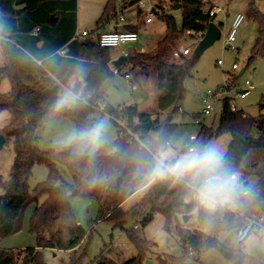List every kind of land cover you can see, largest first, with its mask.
<instances>
[{
  "label": "trees",
  "instance_id": "16d2710c",
  "mask_svg": "<svg viewBox=\"0 0 264 264\" xmlns=\"http://www.w3.org/2000/svg\"><path fill=\"white\" fill-rule=\"evenodd\" d=\"M117 1L106 0L95 28L90 31L91 35L104 31L137 32V25L126 21L124 14L125 11L135 10L134 18L141 17L143 12L138 6L141 0ZM174 2L180 4V21L177 22L172 13L157 5L159 10L155 15L165 25L164 35L153 50L132 52L125 63L131 65V70H143L149 64L155 68L153 90L157 112L147 113L135 104L124 105V109L118 112L117 108L121 106L113 108L105 103L103 87L114 76L108 66L113 54L110 48L99 46L91 37L71 41L77 28L76 0H0V82L6 79L10 84L8 93L0 98V112L8 111L13 118L0 133L12 141L14 150L10 178L5 182L0 180V237L19 232L26 209L33 206L28 227L36 238L33 247L18 252L0 250V264H46L41 257V249L71 251L78 247L86 232L77 224L79 222L70 205L72 197L96 201L97 221L121 229L128 224H133L136 229L138 222L146 226L155 213H160L165 220L164 229L170 232L171 222L176 220V215L192 216L195 212L193 205L184 201L181 187L167 183L153 185L137 203L128 209L122 208V203L134 192L135 185L129 180L128 166L118 153L110 149L131 150L138 147L135 143H129L126 136L119 138L117 135L94 157L75 158L68 148L43 153L36 148L37 130L51 119L68 116L79 130L95 125V120L90 119L94 112L120 115L128 122L136 118L139 125L135 129L148 135L153 130L155 135L152 137L169 139L176 127L170 123L171 115L183 113L178 105L184 98L183 83L190 76L191 64L190 59L175 62L171 53L177 47L176 42L187 31H204L216 17L204 11L207 0ZM250 11L257 34L247 64L264 57V13L252 4ZM50 16L55 18L53 25ZM111 24L110 28H106ZM218 25L221 27V24ZM63 47L65 54L59 55L57 51ZM71 47L73 50L69 52ZM143 75L144 78L148 77L147 73ZM232 79L235 82L237 75ZM71 80L76 81L80 101L73 108L53 113L60 88ZM217 88H206L203 96L209 89L217 92ZM226 89L230 90L231 84ZM230 104L229 97L220 99L217 120L201 122L196 139L191 144H207L211 139L228 133L230 141L225 159L239 174L240 185L245 181L248 184L249 179L256 180L249 189L252 194L250 202L242 210L264 213V113L256 118H244L241 111H232ZM258 107L260 111L264 110V103L259 102ZM160 114L170 119L167 121L165 118L161 123ZM199 116L200 112L194 117ZM149 123L150 128L146 129L144 126ZM59 163L71 174V184L62 180L56 168ZM36 164L45 165L48 176L46 181L30 192L27 181ZM106 175L111 179L95 185L91 183L93 178ZM246 186L241 185L244 189H247ZM196 214L197 227H180L179 223L174 227L183 252L187 254L188 248H191L198 255L214 248L230 264H246L244 254L239 249L227 247L215 237L219 230L237 231L243 219L229 213L219 217L214 227L208 228L204 213ZM127 237L136 249L135 257L123 263L105 257L94 264H142L146 253L155 243L140 238L134 230L127 231Z\"/></svg>",
  "mask_w": 264,
  "mask_h": 264
},
{
  "label": "rangeland",
  "instance_id": "374dc122",
  "mask_svg": "<svg viewBox=\"0 0 264 264\" xmlns=\"http://www.w3.org/2000/svg\"><path fill=\"white\" fill-rule=\"evenodd\" d=\"M174 1L176 0H143V6L141 7L143 15L139 18H134L135 10H131V12L125 11L124 16L126 21L136 24L138 30L145 28L146 32L140 34L137 43L122 45L121 48L132 53L138 51L142 43L148 39L157 41V39L161 38L165 32V25L155 15L159 10L157 5L172 13L177 22H179L181 16L178 10H173V6L177 4ZM105 2L106 0H76V25L78 32H90L95 28L96 21L101 15ZM213 3L220 10L213 20L215 24H221L220 38L197 58L193 56V52L199 39L196 42L197 44H193L195 38L184 34L176 42V46L188 47L191 51L188 57L174 60L177 63H181L185 59L191 60L189 66L190 76L183 83L185 89L184 98L178 105L183 113L172 114L170 119V123L175 124L176 127L168 140L181 150L183 146L190 143L189 136L192 134L197 135L198 133L199 125L194 123V116L204 106L202 101L203 93L208 87L223 86L228 80V82H231V88H233L225 96L230 98L232 105L238 109H243L248 113L250 118H256L259 114L264 113V110L260 111L258 107L259 102L264 103V57L258 58L252 64H247V59L250 56L257 34V27L251 15L250 5L252 4L253 7L264 13V0H210L207 2L206 7ZM237 13L243 14L244 19L236 30V41L233 43V50L231 48L222 49L224 36L230 27L232 18ZM148 14H151L152 22L144 25V16ZM72 50L73 47H71L69 52H72ZM111 52L115 56L118 50L114 51L111 49ZM217 60H222L223 65H217ZM233 63L237 65L235 71L231 69ZM130 68V64L123 65L120 73L114 74L113 78L105 83L103 87L105 103L113 108L135 104L141 111L147 113L157 112L153 90L155 79L154 66L149 64L143 70H131ZM242 70L243 72L240 73ZM127 72L130 75V79L128 80L123 76ZM143 73H147L148 77L144 78ZM235 75H237V80L233 82L232 78ZM245 81H248L253 86V89L249 91V94L244 99H239L236 97V94L239 90L245 89ZM132 85L136 86L134 91H131ZM9 88V82L3 79L0 82V98L8 93L7 90ZM62 91L63 87L59 90V96ZM218 114L219 106L217 104L214 113L206 120V123L211 122L213 119L216 121ZM165 118V115L160 114L159 119L161 123L165 121ZM90 119L95 120L96 123L103 122L108 144L116 139L117 127L108 115L94 112L90 115ZM12 120L13 118L8 111H1L0 130L8 127ZM73 130H76L75 125L68 116L51 119L37 130V150L43 153L52 149H58L57 141L66 138ZM150 134L155 135L153 130L150 131ZM229 141L230 135L224 133L218 138L211 139L208 143L219 145L225 153ZM13 158L12 141L4 138V142L0 147V180L2 182L8 181L10 178ZM56 168L62 180L65 183L71 184L72 176L66 167L59 163L56 165ZM47 176L48 169L45 165H34L27 181L29 191L32 192L38 184L46 181ZM255 182V179H249L246 188L249 190ZM142 195L143 193L139 195L132 194L122 203V208L128 209L137 203ZM70 205L77 222H79L82 229L86 232V235L80 245L71 251L41 249V257L46 264H94L97 260L105 257L117 263H123L135 257L137 253L133 243L127 237V231L131 230H134L140 238L155 243L146 253L142 264L145 261H148V264H180L181 262L185 264H230L214 248L206 249L198 255L194 254L198 256V260L183 252L174 227L177 223L180 224V227H197L196 212L185 223L182 222L181 215H176V220L173 219L171 222L170 232H167L164 229V217L160 213H155L152 221L146 226H141L138 222L136 229H134L133 224H128L121 229L113 228L106 222L97 221L98 204L94 200L72 197ZM32 207L29 206L26 209L19 232L7 237H0V250H14L18 252L17 250L21 251L27 247L36 245V238L29 232L28 227ZM249 214L257 216L260 213L257 210H252ZM201 230L209 232L208 229L201 228ZM215 237L221 244L239 249L244 254V263L264 264V233L251 234L243 242H238L236 230H219L215 233Z\"/></svg>",
  "mask_w": 264,
  "mask_h": 264
},
{
  "label": "clouds",
  "instance_id": "9594fccd",
  "mask_svg": "<svg viewBox=\"0 0 264 264\" xmlns=\"http://www.w3.org/2000/svg\"><path fill=\"white\" fill-rule=\"evenodd\" d=\"M81 97L75 80L63 88L53 105V113L72 107ZM103 122L73 130L57 141L58 149L68 148L75 158L94 157L107 147ZM118 153L129 168V180L135 185L133 195L146 192L153 185L167 183L180 186L186 203L194 211L203 212L207 227L212 228L219 217L239 213L250 202L252 194L241 187L239 174L225 159L221 147L214 143H193L182 150L163 136L153 137L135 149H110ZM111 177H95L93 185Z\"/></svg>",
  "mask_w": 264,
  "mask_h": 264
},
{
  "label": "built area",
  "instance_id": "2783aa9c",
  "mask_svg": "<svg viewBox=\"0 0 264 264\" xmlns=\"http://www.w3.org/2000/svg\"><path fill=\"white\" fill-rule=\"evenodd\" d=\"M210 1V0H207ZM119 3V0L117 1ZM138 6L141 8L143 6V0H141L138 3ZM204 11L208 12L209 16H216V14L220 11L219 8L213 3L207 7H205ZM143 12V11H142ZM244 19L243 14L237 13L234 15V17L231 20L230 27L224 36V40L222 42V49H228L231 48L233 50V43L236 41V30L237 28L241 25L242 21ZM122 20V18H120ZM143 22L145 24H148L151 22V14L145 15ZM206 30V29H205ZM204 31H187L185 34L186 36H192L195 38L193 44H197V40L199 41L202 39L204 36ZM37 31V29L35 30ZM83 37H91L94 41H96L99 46L105 47V48H110L114 51L118 50V53L112 57L110 60L108 66L109 69L113 74H118L119 68L114 67L111 62L114 60H117L119 57L124 56L126 59L128 58L130 52L127 51L126 49L121 48L122 45H128V44H134L138 41V33L137 32H132V31H104L101 32L98 35H91L90 32L84 31V32H78L76 30L73 38L71 41H77L78 39H81ZM59 55H64L65 54V47L59 49L57 51ZM191 51L188 47H183V46H177L175 49H173L171 53V58L173 60H180L183 57H188L190 55ZM217 65H223L222 60H217ZM125 65V64H124ZM232 71H235L237 69L236 63H233L231 65ZM125 79H130V75L128 73L123 74ZM231 82H226L225 85L223 86H218L217 92H214L213 90L209 89L207 90L205 96H203V103L204 106L202 110L200 111V116L194 118V123L196 125H200L201 122L205 123L206 120L212 116L214 113L217 104L219 103L220 99L223 97H226L230 90H227L226 87L230 85ZM245 89H241L237 92L236 97L239 99H244L248 94L251 89H253V86L248 82L245 81ZM64 88V87H63ZM136 89L135 85L131 86V91H134ZM217 95V96H216ZM133 105V104H130ZM124 105L121 107H118L117 110L118 112H121L124 109ZM230 109L232 111H241L242 117L248 118L249 115L247 112H245L243 109H238L236 106L230 104ZM109 118L112 120V122L115 124L117 127V135L119 138H123L126 136L127 141L129 143H135L138 146L147 140L152 139L153 137L148 134H144L141 130L135 129L137 125H139V120L138 119H133L131 122L127 121V118L123 116H109ZM153 117H151L152 119ZM196 139V135L192 134L189 136L190 145L194 140ZM243 183L241 182V185ZM243 186V185H242ZM237 217H240L243 219V224L237 229L236 231V237L238 242H243L245 239L249 237L251 234H259V233H264V213H260L257 216L250 215L249 213L245 212L244 210H241L239 213H233ZM79 224V223H77ZM187 255L190 257H195V260H198V257L194 255L193 251L191 248H188L187 250ZM185 264V263H181Z\"/></svg>",
  "mask_w": 264,
  "mask_h": 264
},
{
  "label": "water",
  "instance_id": "95a60500",
  "mask_svg": "<svg viewBox=\"0 0 264 264\" xmlns=\"http://www.w3.org/2000/svg\"><path fill=\"white\" fill-rule=\"evenodd\" d=\"M179 8H180V4H175L173 6V10H179ZM50 20H51L52 25H53L54 22H55V18L53 16H50ZM220 35H221V30H220L219 25L215 24L214 22L209 23V25L207 26V28L205 30L204 36L198 42L196 48L194 49L193 56L195 58L199 57L206 49H208L210 46H212V44L220 38ZM126 61H127V59L124 56H121L117 60L112 61L111 64L114 67L119 68L122 65H124L126 63ZM242 72H243V70L240 73H242ZM74 106L75 105H73L70 108H73ZM169 119L170 118L168 117L167 121ZM144 127L146 129H149L150 128V123L146 124ZM3 142H4V136L2 134H0V147L2 146ZM242 185L246 186L247 182L246 181L243 182ZM190 218H191V215L182 216V222L185 223ZM144 264H148V261H145Z\"/></svg>",
  "mask_w": 264,
  "mask_h": 264
},
{
  "label": "crops",
  "instance_id": "0c3cea01",
  "mask_svg": "<svg viewBox=\"0 0 264 264\" xmlns=\"http://www.w3.org/2000/svg\"><path fill=\"white\" fill-rule=\"evenodd\" d=\"M105 5V4H104ZM128 12H131V10H128ZM152 22V21H151ZM150 22V23H151ZM150 23H148V24H150ZM143 24L144 25H146L144 22H143ZM112 26V24L111 25H109V26H107L106 28H110ZM76 30H77V28H76ZM146 32V29L144 28H142L141 30H138L137 29V33H138V41H139V36H140V34H143V33H145ZM160 39V38H159ZM159 39H157V41H155V40H153V39H148L147 41H145V42H143L142 43V45L140 46V48H139V50L138 51H134V52H144V51H151V50H153L154 48H155V46L157 45V42L159 41ZM137 41V42H138ZM136 42V43H137ZM154 42V43H153ZM153 43V44H152ZM131 53V52H130ZM113 57H114V55H113ZM10 89V88H9ZM9 89L7 90V91H9Z\"/></svg>",
  "mask_w": 264,
  "mask_h": 264
}]
</instances>
